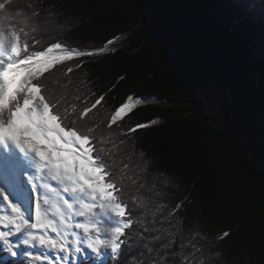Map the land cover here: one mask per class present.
<instances>
[{"label":"trees","instance_id":"1","mask_svg":"<svg viewBox=\"0 0 264 264\" xmlns=\"http://www.w3.org/2000/svg\"><path fill=\"white\" fill-rule=\"evenodd\" d=\"M255 2L250 12L237 0H0L14 21L35 6L47 21L45 39L58 33L72 47L93 49L118 37L109 46L115 54L85 58L82 72L54 66L51 86L70 106L103 95L94 116L101 121L130 93L156 98L160 104L139 106L117 124L159 118L134 134L135 157L148 162L161 193L148 218L183 201L179 227L205 264H264V16ZM225 230L230 235L219 239ZM126 231L120 264H181L170 253L163 258L139 223ZM187 251L194 250L186 242ZM6 260L0 253V264Z\"/></svg>","mask_w":264,"mask_h":264},{"label":"snow or ice","instance_id":"2","mask_svg":"<svg viewBox=\"0 0 264 264\" xmlns=\"http://www.w3.org/2000/svg\"><path fill=\"white\" fill-rule=\"evenodd\" d=\"M237 3L250 12L257 7L255 0ZM28 7L31 14L22 22L0 16V181L19 179L31 191L29 206L22 207L0 186L4 264H120L130 239L126 230L134 223L142 226L141 235L154 233L146 239L160 242L163 258L170 253L181 264H205L196 255L199 246L179 227L183 201L167 214L158 217L153 211L148 218L153 196L161 193L155 191L156 180L148 179V162L135 157L134 134L159 118L127 128L117 124L131 119L137 105L156 98L130 93L109 120L101 121L94 116L103 95L94 103L70 106L66 95L51 86L54 66L60 65L61 72H82L89 63L85 58L115 54L117 49L109 46L118 37L93 49L72 47L58 33L45 39L47 21L35 6ZM259 9L264 16V0H259ZM229 235L225 230L218 238ZM186 242L194 251L186 252Z\"/></svg>","mask_w":264,"mask_h":264},{"label":"bare ground","instance_id":"3","mask_svg":"<svg viewBox=\"0 0 264 264\" xmlns=\"http://www.w3.org/2000/svg\"><path fill=\"white\" fill-rule=\"evenodd\" d=\"M0 186L5 188V191L11 200L19 203L22 207L29 206L31 202V191L25 182L17 179L15 182H0Z\"/></svg>","mask_w":264,"mask_h":264},{"label":"rangeland","instance_id":"4","mask_svg":"<svg viewBox=\"0 0 264 264\" xmlns=\"http://www.w3.org/2000/svg\"><path fill=\"white\" fill-rule=\"evenodd\" d=\"M0 16H6V14L4 13V11L2 10V8L0 7ZM150 104H160L159 102H155V101H152V102H149ZM163 104H166V103H163ZM144 104H141V105H137L135 108L139 107V106H142ZM23 261V260H22Z\"/></svg>","mask_w":264,"mask_h":264}]
</instances>
